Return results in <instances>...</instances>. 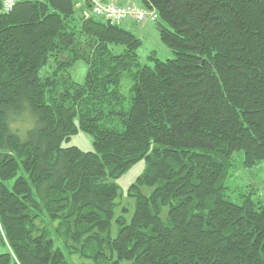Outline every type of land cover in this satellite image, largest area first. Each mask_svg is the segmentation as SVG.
<instances>
[{"label":"trees","instance_id":"1","mask_svg":"<svg viewBox=\"0 0 264 264\" xmlns=\"http://www.w3.org/2000/svg\"><path fill=\"white\" fill-rule=\"evenodd\" d=\"M142 3L173 59L141 64L88 3L0 5V264H264V197L228 195L264 166V0ZM79 131L94 152L62 147ZM141 160L115 220L113 180Z\"/></svg>","mask_w":264,"mask_h":264},{"label":"rangeland","instance_id":"2","mask_svg":"<svg viewBox=\"0 0 264 264\" xmlns=\"http://www.w3.org/2000/svg\"><path fill=\"white\" fill-rule=\"evenodd\" d=\"M137 3H142L138 0ZM99 21L102 19L98 18ZM140 33L137 34L142 41V46L138 52L140 62L143 65H152L151 57H156L162 61L173 59L175 57L174 52L166 47L159 39L160 30L157 27L156 22H152L149 27L138 30ZM88 71V66L85 62H77L71 69V78L74 82L82 84L85 81V77ZM123 93L128 95L131 88V82L125 80L123 83ZM63 148L77 147L83 152H94V139L91 135L79 131L78 134L72 136L70 140L63 142ZM146 169V162L144 160L139 161L137 164L132 166L126 173L121 177L114 179L115 183L119 188V199L117 202L119 206L115 210V220L118 216L124 214L126 220L129 222L134 214L136 207V200L130 195V187L134 185L137 179L144 173ZM229 191L228 195L233 201L238 202L240 195L246 196L249 192L254 193L252 198H263L264 197V166L251 174L250 178L244 171H233L231 178L228 183ZM142 193L146 196H150L152 189L143 188ZM127 209V212L123 213V210ZM167 216V210L164 209L162 217L165 219ZM112 224L111 236L115 238L118 233V226L116 222ZM69 261L72 264H84V261L77 256H68Z\"/></svg>","mask_w":264,"mask_h":264},{"label":"built area","instance_id":"3","mask_svg":"<svg viewBox=\"0 0 264 264\" xmlns=\"http://www.w3.org/2000/svg\"><path fill=\"white\" fill-rule=\"evenodd\" d=\"M88 2L91 6L92 14L100 19L113 24L122 22H134L143 24L147 20L156 21L158 19L155 11H150L133 4L119 5L113 0H76ZM19 0H0L1 11L11 13Z\"/></svg>","mask_w":264,"mask_h":264},{"label":"crops","instance_id":"4","mask_svg":"<svg viewBox=\"0 0 264 264\" xmlns=\"http://www.w3.org/2000/svg\"><path fill=\"white\" fill-rule=\"evenodd\" d=\"M113 1L119 5L134 4V5L139 6V7H144L143 3H141V4L137 3L138 0H113ZM141 2H142V0H141ZM84 5H86V2H84V1L78 2L79 8H82ZM88 8L90 9V7H88ZM151 23H152V21H148L142 25V24H138V23H134V22H123L120 24V26L126 30L131 31L132 33H134L137 36V34L140 33L138 31L139 29L147 28V27H149V25Z\"/></svg>","mask_w":264,"mask_h":264}]
</instances>
